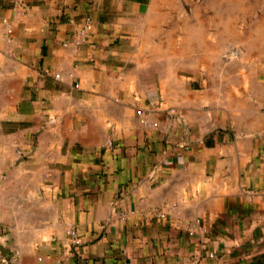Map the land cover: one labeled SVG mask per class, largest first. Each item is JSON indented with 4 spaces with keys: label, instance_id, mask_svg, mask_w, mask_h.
Listing matches in <instances>:
<instances>
[{
    "label": "crops",
    "instance_id": "crops-1",
    "mask_svg": "<svg viewBox=\"0 0 264 264\" xmlns=\"http://www.w3.org/2000/svg\"><path fill=\"white\" fill-rule=\"evenodd\" d=\"M175 1L0 0V264H264V75L215 120Z\"/></svg>",
    "mask_w": 264,
    "mask_h": 264
},
{
    "label": "rangeland",
    "instance_id": "rangeland-1",
    "mask_svg": "<svg viewBox=\"0 0 264 264\" xmlns=\"http://www.w3.org/2000/svg\"><path fill=\"white\" fill-rule=\"evenodd\" d=\"M232 4L233 12H226ZM175 5L176 52L187 53L206 73L210 115L232 123L248 92L263 80L264 0H176Z\"/></svg>",
    "mask_w": 264,
    "mask_h": 264
},
{
    "label": "built area",
    "instance_id": "built-area-1",
    "mask_svg": "<svg viewBox=\"0 0 264 264\" xmlns=\"http://www.w3.org/2000/svg\"><path fill=\"white\" fill-rule=\"evenodd\" d=\"M92 26H93V19L91 16H87L79 31L80 38H85L88 35V33H90V31L92 30ZM77 44H79V42H77ZM56 77L59 78V75H57ZM137 114L140 119V123L143 127L149 129H157L159 127V123L155 121L154 118L151 116L150 112L146 111V109H144L143 107L137 108ZM248 194L251 197L262 195L264 198V192L250 191L248 192ZM160 217H165V215L160 214ZM67 234L72 239V242L75 245H80V238L78 231L76 229L69 228L67 230ZM211 256H213V254H211Z\"/></svg>",
    "mask_w": 264,
    "mask_h": 264
},
{
    "label": "water",
    "instance_id": "water-1",
    "mask_svg": "<svg viewBox=\"0 0 264 264\" xmlns=\"http://www.w3.org/2000/svg\"><path fill=\"white\" fill-rule=\"evenodd\" d=\"M11 252L10 246L9 245H2L0 244V256L5 257L9 255Z\"/></svg>",
    "mask_w": 264,
    "mask_h": 264
}]
</instances>
